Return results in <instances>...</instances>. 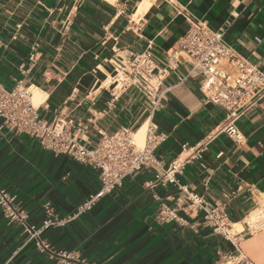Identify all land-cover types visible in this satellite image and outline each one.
Segmentation results:
<instances>
[{"label": "crops", "instance_id": "obj_1", "mask_svg": "<svg viewBox=\"0 0 264 264\" xmlns=\"http://www.w3.org/2000/svg\"><path fill=\"white\" fill-rule=\"evenodd\" d=\"M189 19L223 30L224 43L264 72V0H0V84L29 87L31 97L38 90V118L62 120L84 146L95 144L98 131L135 133L147 120L146 101L134 89L111 100L109 62L147 51L163 68ZM188 69L182 57L177 73ZM163 84L162 108L149 117L162 139L158 172L125 178L92 210L41 239L71 253L69 264H264V227L247 222L253 211L264 215V93L234 121L243 136L236 143L222 131L226 113L204 102L195 80L178 83L169 72ZM172 164L174 182L155 178ZM99 186L91 167L0 129V188L15 196L29 225L40 226L46 203L58 218L74 213ZM189 194L225 209L227 237L204 224L202 212L189 214ZM161 205L184 225L160 222ZM59 262L25 243L22 228L0 211V264Z\"/></svg>", "mask_w": 264, "mask_h": 264}, {"label": "built area", "instance_id": "obj_2", "mask_svg": "<svg viewBox=\"0 0 264 264\" xmlns=\"http://www.w3.org/2000/svg\"><path fill=\"white\" fill-rule=\"evenodd\" d=\"M188 22V32L168 53L163 68H156L147 51L130 58L118 56L109 62L112 70L104 85L108 88L111 100L115 101L128 90L134 89L146 101L148 117L144 122L146 131L141 147L134 141L136 132L126 129L113 133L98 131L99 137L95 144L91 147L84 146L62 120L45 122L38 118V106H34L31 101L29 87L24 88L18 84L6 89L0 84V129L26 135L35 139L45 151L56 156H67L91 167L98 172L100 184L99 189L79 204L74 213L62 218L55 215L50 204H44V219L38 227L27 223L28 216L17 205L15 196L0 188V211L7 224L22 228L25 243H33L39 252L50 258H58L59 264H69L73 259L71 253L54 250L41 239L42 232L52 227H63L89 212L97 202L118 188L125 178L147 170L158 172L160 162L155 151L162 139L155 134L149 117L162 108L168 91L163 81L169 72L174 73L178 83L187 78L195 80L204 102L217 106L226 113L227 124L222 131L234 142H243L242 134L233 123L254 106L264 93V72L224 43L223 30L213 31L205 23L192 19ZM182 57L189 64L185 76L177 73ZM175 170L176 165L172 164L163 175L158 174L155 178L172 183L175 181ZM188 202L189 214L202 212L204 224L213 232L228 236L231 226L225 209L208 207L202 197L192 194L188 195ZM158 220L162 223H185L176 210L166 205L159 207Z\"/></svg>", "mask_w": 264, "mask_h": 264}, {"label": "bare ground", "instance_id": "obj_3", "mask_svg": "<svg viewBox=\"0 0 264 264\" xmlns=\"http://www.w3.org/2000/svg\"><path fill=\"white\" fill-rule=\"evenodd\" d=\"M42 94L39 93L38 90L34 91L33 97H32V103L34 106H38V104L41 101V97ZM146 131V124H144L135 134H134V141L136 143L137 146L141 147L143 145L144 142V134ZM264 205V204H263ZM264 216V215H263ZM262 214L260 211H253L252 213L249 214L248 218H247V222L252 226V227H256V229L258 228H262L264 227V218H263ZM241 226L236 225L235 228L237 230L240 229ZM230 233H233L230 232Z\"/></svg>", "mask_w": 264, "mask_h": 264}]
</instances>
